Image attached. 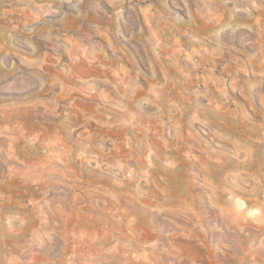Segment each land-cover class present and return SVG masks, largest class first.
Instances as JSON below:
<instances>
[{"label":"clouds","instance_id":"obj_1","mask_svg":"<svg viewBox=\"0 0 264 264\" xmlns=\"http://www.w3.org/2000/svg\"><path fill=\"white\" fill-rule=\"evenodd\" d=\"M258 143L264 0H0V264H264Z\"/></svg>","mask_w":264,"mask_h":264},{"label":"rangeland","instance_id":"obj_2","mask_svg":"<svg viewBox=\"0 0 264 264\" xmlns=\"http://www.w3.org/2000/svg\"><path fill=\"white\" fill-rule=\"evenodd\" d=\"M239 103L242 105V106H245L247 104V101H245L243 98H239ZM197 129H198V126H197ZM189 131H192L191 129ZM195 134V133H194ZM203 134H201L202 136ZM204 139L206 141H208L209 143V147H214V145L211 144L210 140H208L207 137H204ZM255 149H256V154L257 156L260 158L261 161H264V143H258L256 146H255ZM184 167L185 169L192 173V172H195L196 171V160H186L184 162ZM190 191H192V193L195 195L197 194L200 190L198 188H196L194 185L190 186ZM172 217H170L169 219H171ZM169 219H165V218H159V223L162 227H165V228H170L171 225L169 224ZM178 239L186 242V243H195V241H188L185 237H179Z\"/></svg>","mask_w":264,"mask_h":264}]
</instances>
